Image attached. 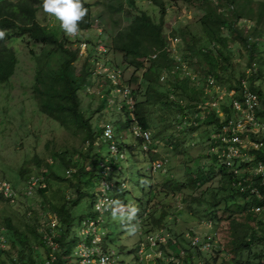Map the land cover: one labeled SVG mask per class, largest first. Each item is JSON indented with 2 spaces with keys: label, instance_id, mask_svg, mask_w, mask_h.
Returning a JSON list of instances; mask_svg holds the SVG:
<instances>
[{
  "label": "rangeland",
  "instance_id": "374dc122",
  "mask_svg": "<svg viewBox=\"0 0 264 264\" xmlns=\"http://www.w3.org/2000/svg\"><path fill=\"white\" fill-rule=\"evenodd\" d=\"M136 1L141 9L146 10L156 20L160 19V9L149 0ZM164 1L167 7V33H175L178 36L180 31H188V39L194 37L198 46L212 48L200 25L204 15L199 6L200 0H194L193 3L188 0ZM260 3H264V0H252V7L257 8ZM100 15L101 9H95L92 19L100 20ZM38 19L59 37L82 42L75 45V48L80 49L76 66L81 68L86 62L91 77L80 92L81 106L93 130L96 134H102V137L93 142L86 137L84 131L75 133L73 130H67L40 112L34 85L38 68L36 59L42 46L33 43L27 36L10 40L9 46L15 51L18 63L12 78L0 87V184L8 183L17 196L15 202L0 198V230H6L12 239H16L17 256H20V251H29L28 245L32 250L29 252L31 258L36 264H59L61 257V264H96L93 253L97 251H106L109 256L114 252L118 264H166L165 254L163 253V258L159 257L165 249L149 248L148 252L146 251L149 258H145L138 255L139 245L143 242L149 245L148 237L161 233L170 235L171 243L178 237L179 248L189 249L192 235L209 236L215 244L223 245L225 233L216 230L213 222L212 227L207 224L211 219V207L208 202H196V192L189 189L170 193L165 192L163 188L168 181H185L189 172L208 165L205 162L209 155L214 127L203 124L192 136L186 135L184 144L179 146L181 150L177 153L168 146L171 143L167 139L185 129L183 125H178L176 120H181V117L169 114L168 120L159 107H151L153 117H157V122L161 123L149 131L151 142L146 144L148 148L149 144H156L157 149H153L163 159L151 168L150 162L143 158L144 145L140 146L135 139L134 130L124 129L122 112L127 107L124 95L115 92L116 88L95 71L99 68L97 62L103 63L101 66L108 63L112 69L120 70L121 84L137 95L140 102L144 99L147 84L143 80L135 82L132 77L141 73L135 74L133 68L123 64L121 54L109 50V39L102 34L100 22L97 20L93 29L82 32L77 30V33L68 35L61 29L60 21L43 8L38 13ZM240 24L241 27L247 28L255 24L264 31V23L257 24L249 19L242 20ZM172 50L174 56L186 63V70L178 75L179 79L190 76L189 85H197L198 97H207L204 100L207 106V103L216 102L222 114L224 106L233 98L229 87L219 85L216 90H206L203 79L205 69L185 54V44L180 36L178 40H174ZM232 50V66L227 70L226 76L232 80L233 87H236V81L243 72L246 75L255 72L247 68L249 54L241 43H235ZM256 57L264 60V37L259 42ZM257 66L263 75L255 82V86L264 91V64ZM175 80L176 77L172 76L166 84L161 85V89L175 90ZM103 94L107 96L106 99H103ZM184 104H188L185 99ZM206 105L203 107L202 102V105L196 107L207 115L209 108ZM193 116L189 115L188 119L195 121L196 116ZM223 117L221 116V119ZM165 123L170 125L168 129L162 128ZM189 123H192V120ZM107 126L113 130L112 140L105 136L104 129ZM157 132H162L164 138L158 137ZM261 137L257 139L262 141L264 134ZM172 144L176 146V143ZM60 155L78 165L85 162V156H88L86 166L90 171L95 169L93 159L96 158L94 155H97L98 168L101 170L100 176L91 182L89 188L92 194H97V198L84 197L81 206L72 210L75 222L72 235L69 236H66V228L62 226L52 208L63 204L70 196L69 179L73 172L62 162ZM113 159L117 162L116 168L110 170ZM109 161L111 166L108 165ZM159 162L165 164L156 168ZM160 171L163 176L159 174ZM40 177L45 179L47 187L36 190L31 197L25 196L27 181ZM218 187L220 179L215 178L205 185L203 190L210 193V190ZM143 188L149 191L150 201L154 206L143 216L136 212L135 218L132 216L133 209L138 207L137 202L141 198ZM83 189L85 191L86 187ZM125 201L128 207L126 210L123 205ZM237 202L242 203V200L238 199ZM224 206L222 204L220 209ZM156 221H161V224L157 226ZM8 222L14 229L8 228ZM49 241L53 242V246L47 244ZM191 254L193 255L192 252ZM198 259H207L216 264H261L264 263V244L255 240L235 259L226 252L214 256H201L194 252L193 260L199 261Z\"/></svg>",
  "mask_w": 264,
  "mask_h": 264
},
{
  "label": "trees",
  "instance_id": "16d2710c",
  "mask_svg": "<svg viewBox=\"0 0 264 264\" xmlns=\"http://www.w3.org/2000/svg\"><path fill=\"white\" fill-rule=\"evenodd\" d=\"M149 1L160 9L161 17L159 20H156L146 10L141 9L136 0H97L94 2L81 0L82 6L87 11L76 22L78 31L93 29L96 20L100 22L102 34L109 39V50L121 54L123 64L133 68L135 74L141 73L139 76L134 75L133 81L143 80L147 84L143 101H138L137 95L132 92L133 108L123 107L125 130H134L138 127L143 132H149L157 128L161 122H157V117H153L150 108L159 107L168 117V120L169 114L181 117V120H176L178 125H183L185 129H181L177 134H173L171 138L167 139L171 143L168 146L179 153L181 150L179 146L184 144L186 135L192 136L203 124L214 127V134L210 139L211 143L208 149L209 155L205 162L208 165L189 172L185 181H168L163 185V188L165 192L170 193H180L189 189L196 192V202L199 204L208 202L211 207L210 221L214 223L216 230L223 231L226 235L221 247L224 253L226 252L227 255L235 259L239 253L247 250L255 240L264 244V239L260 238L255 231V223L258 217L250 211L253 204L264 205V179L251 176L249 173L246 174L245 177L254 182L262 195V199L252 198L251 202L247 200L249 194H243L233 186L236 178L233 168L227 166L226 162L211 150V148L221 145V140L213 139V136L221 132L224 123L217 111L204 103L207 97H198L197 85H189L190 76L179 79L178 75L185 72L186 63H182L178 57L174 56L172 44L174 40H178V36L182 38L185 44V54L195 59V62L205 69L203 71L205 84L206 79L212 77L218 86L229 87L233 98L224 106L222 113L233 115L230 103L234 98L241 99L242 80L247 79L250 89L264 99V91L255 86V82L263 75V72L258 70L257 65L262 66L264 60L256 59V54L258 53L259 42L264 37V31L255 24L250 28L241 27L240 24L242 20L247 21L249 19L257 22V24L264 23V3H260L257 8H254L252 7V0H216L217 2L200 0L199 6L204 11L200 25L212 46V48L207 49L205 45L203 47L198 46L194 37L188 39L190 35L188 31L182 30L178 36L175 33H167L165 1ZM188 1L189 3L194 2V0ZM42 8V0H0V87L12 78L18 63L16 53L9 46V41L14 37L27 36L33 43L42 46L41 53L36 59L38 68L34 85V94L40 112L67 130H73L75 133L84 131L86 137L94 142L97 138H101L102 134H96L81 106L80 92L91 77L86 62L81 68L76 66L80 58V49L75 48V45L82 42H73L65 37H59L56 32L43 25L38 19V13ZM95 9H101L99 17L101 21L92 19ZM126 21L128 23H125ZM238 42L244 46L249 54L247 68L252 69L255 73L246 75L243 72L236 81V87H233L232 80L226 74L232 66V47ZM172 76L176 77V80L173 81L175 90H162L161 85L166 84ZM184 99L187 100L188 104H184ZM202 102L203 107L206 105L209 108L207 115H204L201 109L198 110L196 107L202 105ZM189 115L196 116L195 121L192 118L188 119ZM258 115L264 120V111ZM191 120L192 123H189ZM169 126L165 123L162 128L168 129ZM156 134L158 137L164 138L162 132ZM135 139L140 146L144 145L143 139L136 137ZM256 141L264 144V139L262 141L257 139ZM172 143H176V146ZM154 147H157L156 144L152 146L149 144L147 150L142 149L143 158L150 162L151 168L153 164L163 160L159 153L154 151ZM250 154L254 155L256 162L263 160L264 146L259 150H251ZM94 156H96L93 159L95 169L90 171L86 166L88 156H85V162L78 165L74 164L72 160L67 161L65 156L60 155L62 162L73 172L69 179L70 196L63 204L52 206V208L62 226L66 228V236L72 235L75 222L72 210L81 206L84 197L97 198V194H92L89 189L91 182L95 178L97 179L101 173L98 168V156ZM111 161L112 166L110 161L108 163L111 166L110 170H115L117 162L114 159ZM159 163L162 166L165 164V162ZM252 164L243 163L241 168L250 167ZM159 174L163 176L161 171ZM215 178L220 179V187L210 190V193L204 191V186ZM84 187H86L85 191ZM238 199H241L242 203H238ZM222 204L225 206L220 209ZM123 205L124 210H126L128 208L127 202L125 201ZM137 206V209H133L132 214L135 218H137L136 212L143 216L153 209L154 204L150 201V193L144 188ZM160 224L161 221H156L157 226ZM7 226L9 229H14L9 222ZM176 238L169 245V249L176 251L179 249L180 240L178 237ZM15 240L12 239L13 252L9 253V256H16L19 264H36L31 258L29 252L32 250L28 245L29 251L25 253L20 251V256H17L18 244ZM165 250L167 251V248ZM185 250L188 252L189 258L192 257L191 251ZM217 254L219 253L215 255ZM60 262H62V257L58 263Z\"/></svg>",
  "mask_w": 264,
  "mask_h": 264
},
{
  "label": "built area",
  "instance_id": "2783aa9c",
  "mask_svg": "<svg viewBox=\"0 0 264 264\" xmlns=\"http://www.w3.org/2000/svg\"><path fill=\"white\" fill-rule=\"evenodd\" d=\"M99 52H101V50ZM100 64L103 63L97 62L99 68H97L95 73L107 79L112 86L116 88L114 89L115 92H121L124 95L126 106L132 109L134 106L132 92L128 87H124L121 84L122 72L112 69L108 63H104L102 66ZM251 72L253 71L251 70ZM205 85L206 90L209 92L216 90L218 87L212 77L206 79ZM206 95H208L207 92ZM240 95L241 99L234 98L230 103L234 113L233 115L221 114L219 105L216 102L207 103L220 114V117L224 116L222 119L224 126L221 132L213 136V139L221 140V145L215 146L211 148V150L213 153L220 156L226 162L227 166L233 168L236 176L233 186L241 193L249 194L247 200L251 202L252 198L257 200L262 199L259 188L254 185V182L250 178H246L245 176L249 173L251 176L264 179V159L256 162L254 155L250 154L251 150H259L264 146L263 143L256 141L257 137H261L264 134L263 119L258 115V113L264 111V99L250 89L247 79L242 80ZM105 98H107V96L103 94V99ZM112 131V128L108 126L104 129L105 136L108 140L113 139ZM133 133L137 138L144 140V149L147 150L148 145L146 143L151 142L149 132H143L136 127ZM243 163L253 164L250 167H244L242 169L241 165ZM161 167V163L156 165V168ZM46 187L47 184L43 177L31 178L26 183L24 194L27 197H31L35 194L37 189ZM16 196V192L8 183L3 182L0 184L1 199L15 202ZM250 211L257 215L258 219L255 223V231L260 238L264 239V205L253 204ZM207 224L212 227V221H208ZM170 239H172L170 235H164L162 233L148 237L149 245H145L144 242L139 245V257L143 255L145 258H149L146 253L147 249L160 247V250L167 248V251H162L159 256L163 258V253L165 254L166 264H213L207 259L199 260V258V261H194V252L201 256H214L216 253L224 252L223 248L215 244L209 236L192 235L189 240V249L193 255L189 258L188 252L183 248H179L177 251L169 249L171 243ZM47 244L53 246V242L51 241H49V243L47 242ZM12 252L11 235H9L6 230H0V264H19L16 256H9V253ZM93 255L96 257V264H118L114 252L112 256H109L106 251H97V253H93ZM61 263L62 262L59 264Z\"/></svg>",
  "mask_w": 264,
  "mask_h": 264
},
{
  "label": "clouds",
  "instance_id": "9594fccd",
  "mask_svg": "<svg viewBox=\"0 0 264 264\" xmlns=\"http://www.w3.org/2000/svg\"><path fill=\"white\" fill-rule=\"evenodd\" d=\"M43 10L54 15L60 21L65 34H75L78 30L77 21L86 13L81 0H42Z\"/></svg>",
  "mask_w": 264,
  "mask_h": 264
}]
</instances>
